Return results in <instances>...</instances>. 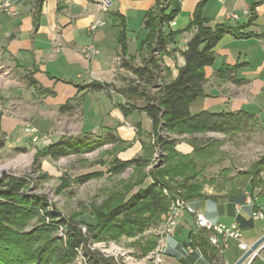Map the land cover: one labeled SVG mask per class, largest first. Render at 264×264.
Segmentation results:
<instances>
[{"label":"crops","instance_id":"obj_1","mask_svg":"<svg viewBox=\"0 0 264 264\" xmlns=\"http://www.w3.org/2000/svg\"><path fill=\"white\" fill-rule=\"evenodd\" d=\"M3 1L0 0V150L20 146L25 122L48 130L64 121L62 117L74 115L79 133L99 135L106 130L120 139L116 145L124 148L116 153L119 160L141 156L152 122L139 108L143 100L120 90L135 78L121 66L120 59L140 62L146 49L145 14L156 0H111L106 13L99 10L101 0H8L9 10L2 8ZM177 1L178 12L165 27L166 32L175 33L161 56L166 68L161 75L165 83L175 79L185 64L183 52L196 29L191 21L202 0ZM230 13L237 17L229 18ZM200 15L212 26L238 28L241 35L225 33L215 45L214 62L204 67V95L192 102L190 112L240 110L264 124V0H205ZM100 17L105 19V25L90 31V24ZM121 30L125 54L119 42ZM88 43L98 49L91 59L82 52ZM234 66L226 75L218 74L222 67ZM91 83L111 86L109 90H92L87 86ZM64 104L69 106L61 110ZM133 104L137 107L132 108ZM214 134L197 133L191 136L192 142L179 139L174 146L180 154L192 156L203 169L199 176L205 180L203 196L187 202L214 223H236L241 240L251 245L264 234V217L253 216L257 211L264 214V172L254 182L252 177L246 179L244 169L232 170L229 159H210L208 143ZM103 165H107V173L102 167L92 173L113 174L109 162ZM150 181H144L134 192ZM208 234L197 228L192 214L183 211L175 232L167 237L162 264H233L242 255L238 241L231 237L221 239L226 246L222 254H217V247L208 242ZM188 245L191 252L186 250ZM244 264H264V244Z\"/></svg>","mask_w":264,"mask_h":264},{"label":"trees","instance_id":"obj_2","mask_svg":"<svg viewBox=\"0 0 264 264\" xmlns=\"http://www.w3.org/2000/svg\"><path fill=\"white\" fill-rule=\"evenodd\" d=\"M204 1L198 3L193 14L191 25H194L196 29L183 52L185 64L179 68L175 79L159 85L156 94H144V88L155 85L160 72L166 71V68L161 64V56L165 53L166 46L172 43L175 33L166 32L165 27L178 12L177 0H156L154 6L145 14L144 26L147 29V37L144 45L146 46L145 51L149 49L150 57L143 58L144 61L141 65H132L123 57L120 59L121 66L129 69L135 76L133 81L122 89V92L128 96H141L144 103L139 108L145 111L151 119L155 145L162 149L169 158L176 157L180 161L175 165H165L164 163L162 168L157 167L156 171L150 175L151 181L139 187L135 192H131V190L134 186L144 183L146 174L142 173L143 175L137 176L134 182H127L123 191L112 193L110 199L95 212L97 221L94 224H88L84 234L81 232L79 224L74 221H57L56 223L51 221L53 226L48 224L49 228L43 227L38 232V240L50 236V239L47 237L46 241L52 244L50 240L53 241V237L50 229L56 230L60 226H64L67 233L63 245L60 243L56 245L54 239L55 245L51 251V257L47 251L44 253L38 251L35 254L33 242L37 239H33L34 236L24 231L28 222L38 215L40 210L44 211L41 201L34 197H23L19 182H13L12 178L4 176L0 179V198H2L0 202V264H28V261L33 262L34 260V264H69L76 253L75 251L80 247H86L88 237L113 239L121 235L136 236L146 227L156 224L176 198L190 200L203 196L201 190L204 181H193L197 172H192V169L195 168L192 156L188 158V156L177 152L174 148L176 139L168 138L162 132L186 133L188 135L205 132L230 134L251 126L253 121H258L252 114L240 110L223 112L203 110L194 114L190 112L189 108L192 102L204 95L202 87L205 81L204 67L214 62L215 45L225 33L241 35L238 33V28L230 25H210L200 15V7ZM252 17L253 14H251ZM119 42L122 52L125 54L126 44L123 30H121ZM235 67H222L218 74L226 75ZM140 85L145 87L138 92ZM87 86L92 90H100L110 85L91 83ZM68 106L69 104H64L60 109L63 110ZM138 132H140L139 129ZM120 142V139L108 131L104 135L94 136L90 133H83L78 136H65L57 142H52L37 150L33 163L39 165L40 156L49 155L51 158L57 159L72 153L92 151L105 143L116 145ZM117 148L124 147L117 146ZM147 149L148 147L144 146L143 151L148 152ZM146 160L144 155L125 161L115 158L109 163V171L119 174L128 167L141 170ZM99 175V173H90L80 177L79 180L83 182L89 177ZM178 176L182 178L180 181L176 180ZM65 177H62V181L67 185L69 181H65L67 180ZM44 212L48 216L51 214L46 210ZM149 244L148 250L152 247V243ZM46 255L49 257L44 262ZM84 255L90 264H114L112 258H106L96 251L87 249L84 251ZM51 258L52 260H50Z\"/></svg>","mask_w":264,"mask_h":264},{"label":"rangeland","instance_id":"obj_3","mask_svg":"<svg viewBox=\"0 0 264 264\" xmlns=\"http://www.w3.org/2000/svg\"><path fill=\"white\" fill-rule=\"evenodd\" d=\"M150 55L148 49L142 55L139 63H129L132 65H141L144 61L142 59L148 58ZM163 73L164 72H160L158 81L155 85L151 87L140 85L138 92L145 87L144 94H156L159 85L165 83L161 76ZM132 81L133 78H130L125 86H121L120 90L122 91V89L126 88ZM110 86H107L106 89L109 90ZM138 98L141 99V96ZM134 105L135 104H133L132 108L137 107ZM62 118L64 121L60 120L58 126L53 125L48 130H41L30 121L25 122L22 129L24 140L19 144L20 146H10L6 149L0 150V179L5 176L12 178L13 182H19L20 191L23 197H34L39 199L44 207V211L46 210L51 213L48 216L44 211L40 210L38 214L39 216L35 215L24 229V231L30 233L31 236H34L33 239H37L33 242L34 253L36 254L38 251L44 253L47 251L50 257L51 251L54 249L55 245L54 239L56 240V245H59V243L63 245L67 237L64 226H60L56 230L53 227H50L54 229H50V233L53 237V241L50 240L52 244H50L49 241H46L47 237L50 239V236L38 240V232H40L43 227L49 228L48 224H51V221H54L52 223H56L57 221H74L79 224L78 226L84 234L87 231V225L94 224L97 221L95 212H97V209L101 208L105 202L110 199L112 193L123 191L127 182H134L136 177L140 176L142 173L146 174L144 181L151 180L152 178L150 175L156 171L157 167L162 168L164 163L165 165H175L180 161V159L176 157L169 158L162 149L155 145V137L151 130L147 142L148 152L143 151L142 154L147 160L141 170H137L134 167H128L119 174H111L108 176L101 175L99 177L92 176L83 182L80 181V177L92 173V171L99 167H102L104 173H107L105 170L107 169V165L103 164L106 162L110 163L112 159L117 158L116 153L122 150L118 149L116 145L111 143H105L92 151L72 153L57 159H53L49 155L40 156L39 165L33 163L35 153L39 148H42L43 146L45 147V145L42 143L43 141L38 142V140H32L33 135L25 131L26 125L29 124L34 126L38 130V136L46 134L51 142H57L58 139L65 136H78L82 134L76 129L79 125L76 121V116L67 115ZM106 133L107 131L105 130L98 134L104 135ZM215 133V138H212L211 142L208 143L209 145L211 144L209 148L211 151H209L208 154L212 156L210 159L215 160L216 157L220 158V160H223V157L229 159L233 163L232 170L244 169L246 179L252 177L255 182L259 173L264 172V124L260 121H253L251 126L234 133ZM162 134L166 135L168 138L176 139V142L179 139L192 142V135L186 133L162 132ZM93 135L95 136L97 134L93 133ZM10 142L12 141L10 140ZM186 156H188V158L191 157L190 155ZM192 159L195 163V168L192 169V172H197L193 181H205L199 179L203 169L198 167L194 158ZM181 162L184 161L181 160ZM63 176H66L65 179L67 180L65 181H69L67 185L62 181ZM165 179L168 180V178ZM181 179L180 176L176 178L177 181H180ZM136 187L137 186H134L131 192H134ZM179 199V197L176 198L174 202L178 203ZM1 200L2 198H0V202ZM182 201L188 205V200L182 199ZM171 205L172 204L170 203L167 211L168 213L166 212L161 217L156 223L157 225L152 224L146 227L136 236L128 237L121 235L113 239H94L88 237L85 247L86 249L80 247L77 250L76 248L77 251H75L76 253L73 255L69 264H90L84 255V251H87V249L99 252L106 258H112V262H114L116 258V261L120 264H148L146 255L154 247L156 241V227L160 226V224L166 219L172 208ZM44 222L46 223L45 225ZM87 235L88 234H86V236ZM150 242L152 243V247L148 250L147 247L150 246ZM49 256L46 255L44 257V262L47 261L46 259ZM50 260H52V258ZM33 262H35V260ZM33 262L28 261V264H34Z\"/></svg>","mask_w":264,"mask_h":264},{"label":"built area","instance_id":"obj_4","mask_svg":"<svg viewBox=\"0 0 264 264\" xmlns=\"http://www.w3.org/2000/svg\"><path fill=\"white\" fill-rule=\"evenodd\" d=\"M111 4H112L111 0L99 1L98 7H99L100 12L101 13L108 12L111 7ZM1 6L5 10H9L8 0H4ZM228 17L236 18L237 16L233 13H230L228 14ZM104 25H105V19L103 17H100L99 19H96L94 22H92L90 26L88 27V29L90 31H94L100 27H103ZM82 52L85 58L91 59L95 54L98 53V49L94 44L88 43L83 47ZM25 131L33 135L32 136L33 141H37V140L38 142L43 141L42 143L45 146L47 144L52 143L46 134H43L42 136H38L37 134L38 130L32 125L27 124L25 127ZM183 211H187L188 213L192 214L195 220V224L198 229L206 230L209 233L208 242L210 245L217 247V254H222L223 248L226 246V244L225 245L221 244V239H227L229 237L234 238L238 241V247L242 250V252L248 249L249 245H247L244 241L241 240L240 230L236 223H232L231 225H228V226L222 223H214L210 221L209 219H207L203 214L196 212L194 209H192V207L188 206L181 199H179V204L176 206L174 215L167 216L168 222H170V232H168V237L173 235V233L175 232L178 218ZM253 216L263 218L264 214L261 211H257L253 213ZM263 230H264V226H263ZM167 248H168V241H165L164 245L162 246V256H160L161 264H162L164 255L167 252ZM190 249L191 248L188 245L186 247V250L188 252H191ZM114 262H115L114 264H120L118 261H116V258Z\"/></svg>","mask_w":264,"mask_h":264},{"label":"bare ground","instance_id":"obj_5","mask_svg":"<svg viewBox=\"0 0 264 264\" xmlns=\"http://www.w3.org/2000/svg\"><path fill=\"white\" fill-rule=\"evenodd\" d=\"M179 204L178 203H172V208L169 211L168 216H172L175 213L176 206ZM168 232H170V222H168V218L160 224V226L156 227L155 231V237L156 241L154 244V247L149 253L146 255L148 264H159L161 261L160 256H162V246L164 245L165 241H167L168 237Z\"/></svg>","mask_w":264,"mask_h":264},{"label":"water","instance_id":"obj_6","mask_svg":"<svg viewBox=\"0 0 264 264\" xmlns=\"http://www.w3.org/2000/svg\"><path fill=\"white\" fill-rule=\"evenodd\" d=\"M264 244V234L259 237L254 243H252L246 251L233 263V264H244L248 260H251L258 249Z\"/></svg>","mask_w":264,"mask_h":264}]
</instances>
